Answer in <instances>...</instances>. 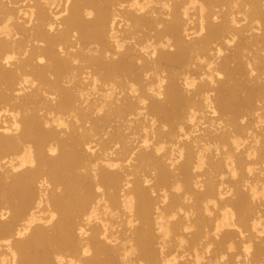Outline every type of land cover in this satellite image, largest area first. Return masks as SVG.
<instances>
[{
  "label": "bare ground",
  "instance_id": "obj_1",
  "mask_svg": "<svg viewBox=\"0 0 264 264\" xmlns=\"http://www.w3.org/2000/svg\"><path fill=\"white\" fill-rule=\"evenodd\" d=\"M0 264H264V0H0Z\"/></svg>",
  "mask_w": 264,
  "mask_h": 264
},
{
  "label": "rangeland",
  "instance_id": "obj_2",
  "mask_svg": "<svg viewBox=\"0 0 264 264\" xmlns=\"http://www.w3.org/2000/svg\"><path fill=\"white\" fill-rule=\"evenodd\" d=\"M234 65H235V64H232V66H234ZM123 81H124V76L121 75V76L117 79V82H118L119 84H121V83H123ZM241 96H243V94H242Z\"/></svg>",
  "mask_w": 264,
  "mask_h": 264
}]
</instances>
